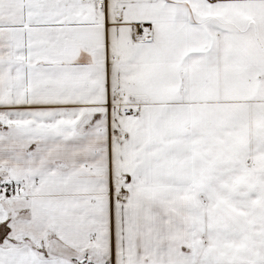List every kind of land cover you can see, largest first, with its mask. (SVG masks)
<instances>
[{
  "label": "snow or ice",
  "instance_id": "6c2138e0",
  "mask_svg": "<svg viewBox=\"0 0 264 264\" xmlns=\"http://www.w3.org/2000/svg\"><path fill=\"white\" fill-rule=\"evenodd\" d=\"M0 264H264V0H0Z\"/></svg>",
  "mask_w": 264,
  "mask_h": 264
}]
</instances>
